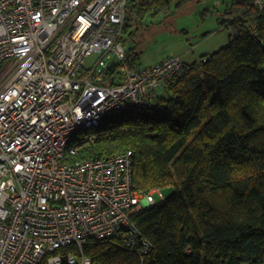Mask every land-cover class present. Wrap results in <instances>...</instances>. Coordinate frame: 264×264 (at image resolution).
I'll use <instances>...</instances> for the list:
<instances>
[{"label":"built area","instance_id":"1","mask_svg":"<svg viewBox=\"0 0 264 264\" xmlns=\"http://www.w3.org/2000/svg\"><path fill=\"white\" fill-rule=\"evenodd\" d=\"M127 2L0 0V264H98L92 238L152 247L134 215L165 196L138 187L133 151L74 160L96 138L78 130L143 105L184 65L127 61Z\"/></svg>","mask_w":264,"mask_h":264},{"label":"trees","instance_id":"2","mask_svg":"<svg viewBox=\"0 0 264 264\" xmlns=\"http://www.w3.org/2000/svg\"><path fill=\"white\" fill-rule=\"evenodd\" d=\"M189 1L128 0L127 61L141 64L138 45L127 41L147 15L167 16ZM226 14L220 24L229 38L220 50L184 61L162 96L105 117L75 157L132 150L138 187L172 190L134 215L149 253L92 238L83 249L94 262L264 264V7L232 0Z\"/></svg>","mask_w":264,"mask_h":264},{"label":"rangeland","instance_id":"3","mask_svg":"<svg viewBox=\"0 0 264 264\" xmlns=\"http://www.w3.org/2000/svg\"><path fill=\"white\" fill-rule=\"evenodd\" d=\"M231 3L232 0H190L180 9L172 8L167 16L150 13L144 25L135 30L134 40L130 39L127 44L138 45L134 51H140L143 66L156 64L171 55L188 62L199 60L203 55L217 52L228 42L229 30L222 27L220 21L228 16L226 12ZM99 56L95 53L87 57V63L93 65ZM156 93L162 96L163 86L158 87ZM96 131V126L80 129L75 140L94 135ZM171 193L172 190H163L165 199ZM154 196L158 203L163 200L158 192Z\"/></svg>","mask_w":264,"mask_h":264},{"label":"water","instance_id":"4","mask_svg":"<svg viewBox=\"0 0 264 264\" xmlns=\"http://www.w3.org/2000/svg\"><path fill=\"white\" fill-rule=\"evenodd\" d=\"M114 66V63H111L109 66H108V69H112Z\"/></svg>","mask_w":264,"mask_h":264},{"label":"crops","instance_id":"5","mask_svg":"<svg viewBox=\"0 0 264 264\" xmlns=\"http://www.w3.org/2000/svg\"><path fill=\"white\" fill-rule=\"evenodd\" d=\"M163 201H164V200H161V202H160V203H162ZM160 203H159V204H160Z\"/></svg>","mask_w":264,"mask_h":264}]
</instances>
